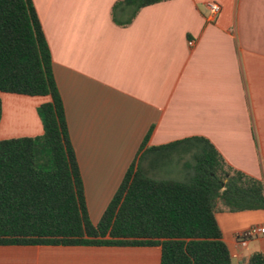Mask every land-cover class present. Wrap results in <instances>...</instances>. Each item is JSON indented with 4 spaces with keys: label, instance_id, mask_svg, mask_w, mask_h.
<instances>
[{
    "label": "crops",
    "instance_id": "1",
    "mask_svg": "<svg viewBox=\"0 0 264 264\" xmlns=\"http://www.w3.org/2000/svg\"><path fill=\"white\" fill-rule=\"evenodd\" d=\"M117 1L32 0L91 223L135 159L150 177L184 178L192 146L182 140L195 136L264 188V0H163L129 23L127 10L113 14ZM0 99V140L43 133L36 108L47 96ZM215 217L231 264L264 252V234L237 238L264 227V209ZM0 264H160V247L0 245Z\"/></svg>",
    "mask_w": 264,
    "mask_h": 264
},
{
    "label": "trees",
    "instance_id": "2",
    "mask_svg": "<svg viewBox=\"0 0 264 264\" xmlns=\"http://www.w3.org/2000/svg\"><path fill=\"white\" fill-rule=\"evenodd\" d=\"M159 1L118 0L113 14L127 10L129 23L141 7ZM0 93L49 98L36 108L41 135L0 140V245H154L160 264H231L216 213L264 209L262 182L195 136L182 140L192 146L184 179L150 177L135 159L92 224L32 0H0ZM247 264H264V252L252 253Z\"/></svg>",
    "mask_w": 264,
    "mask_h": 264
},
{
    "label": "built area",
    "instance_id": "3",
    "mask_svg": "<svg viewBox=\"0 0 264 264\" xmlns=\"http://www.w3.org/2000/svg\"><path fill=\"white\" fill-rule=\"evenodd\" d=\"M207 7L209 8L213 16H216L220 12V6L215 2H207ZM262 234H264V227L251 226L250 228L238 233L237 238L240 245L245 246L250 238Z\"/></svg>",
    "mask_w": 264,
    "mask_h": 264
},
{
    "label": "rangeland",
    "instance_id": "4",
    "mask_svg": "<svg viewBox=\"0 0 264 264\" xmlns=\"http://www.w3.org/2000/svg\"><path fill=\"white\" fill-rule=\"evenodd\" d=\"M184 178H185V176H184ZM184 178H181V179H178V180H182V179H184Z\"/></svg>",
    "mask_w": 264,
    "mask_h": 264
}]
</instances>
